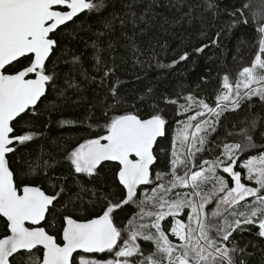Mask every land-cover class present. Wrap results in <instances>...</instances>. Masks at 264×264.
Returning a JSON list of instances; mask_svg holds the SVG:
<instances>
[{
	"label": "snow or ice",
	"instance_id": "6c2138e0",
	"mask_svg": "<svg viewBox=\"0 0 264 264\" xmlns=\"http://www.w3.org/2000/svg\"><path fill=\"white\" fill-rule=\"evenodd\" d=\"M158 3L0 0V264H264V0L188 3L177 22L203 29L207 14L216 31L170 62ZM212 52L241 70L162 86ZM125 65L145 74L131 99ZM70 104L80 117L53 119ZM42 115L87 136L52 139Z\"/></svg>",
	"mask_w": 264,
	"mask_h": 264
},
{
	"label": "trees",
	"instance_id": "16d2710c",
	"mask_svg": "<svg viewBox=\"0 0 264 264\" xmlns=\"http://www.w3.org/2000/svg\"><path fill=\"white\" fill-rule=\"evenodd\" d=\"M224 2H226V0H221V6H223ZM188 3L196 5L203 3V0H185V7L183 8H177L174 6L177 4V0H159L158 6H156V11L158 15L152 21V24L154 25V31L153 33H151V35L159 34L161 40H167L171 42L172 49L169 50L166 56V62H170L172 59L178 57L180 51L184 50L185 47H190L192 44L210 43L211 38L215 34L216 29L212 27L213 21L211 20L210 15L207 14H205L203 29H201V24L199 21L194 22V26L191 29L188 28L186 21L183 25L177 22L179 18L183 15V13L188 10L186 6ZM201 11V8H196L194 14L199 15ZM161 24H163L164 28L167 29V31L161 32ZM201 30L205 31L207 33V36L201 37ZM183 41H187V43H184ZM236 42V39H231L226 42L228 48L232 50L230 52V55H235L234 45L236 44ZM153 43H155V41H153ZM252 51L255 50H250L249 55L246 56V60L250 58V53ZM210 55H213V59L211 61L197 60L195 65L188 62H184L181 65L177 66L179 71H177L175 75L166 74L161 77H158V79H162L163 87H170V85H175L177 81L183 80L185 81L186 85L184 91L185 93H187L190 92L192 89H196L197 82L200 80L201 75H203L207 71V68L205 67L206 64L227 67L233 73H236L241 70V65L236 63L235 61H228L223 65H219V62L215 59V52L210 53ZM124 68L126 70L122 71L120 74L122 80V88L125 92L128 93L129 99H131L132 96L136 95L140 90L145 87V74L143 72L137 73L135 70H127L129 68L128 65H125ZM138 75L140 79H137ZM147 75L155 76V73L152 70H149ZM215 85L216 79L215 73H213V79L209 83L204 84L200 89H197V91L200 96L207 99L208 95L213 92ZM87 95L89 97H92L94 93L92 91H89ZM125 107H127V105H125ZM82 112L83 107H77L70 104L65 107L61 112L53 113V119H73L80 117ZM190 114L191 113H189V115ZM167 115L169 117L170 123L181 119V117H177L175 115L172 109L168 111ZM45 119L46 116L42 115L41 119L37 122V130L43 128L46 136H51L52 139L60 137L61 139H69L73 143H75L77 138L87 136V132L83 131L82 128H80L79 130L65 131L59 125V123L50 124L49 126L45 127ZM19 130L20 129L18 128V131ZM93 131H96V129H93ZM164 146L170 148V142L166 141ZM42 147L47 150L44 144L34 143L30 151H32V153L36 155L39 153ZM17 167H19V165H17ZM31 179V176L25 177L23 174H20L18 176V180L20 181H26ZM45 187H47V185H45ZM70 211L72 212V214L78 215L84 212L85 210L83 208H72ZM87 214L91 215L93 213L88 212Z\"/></svg>",
	"mask_w": 264,
	"mask_h": 264
}]
</instances>
